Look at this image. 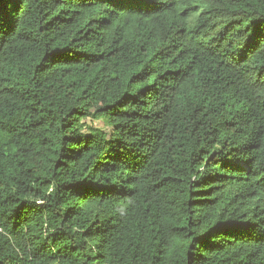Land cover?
I'll return each instance as SVG.
<instances>
[{"label": "trees", "instance_id": "16d2710c", "mask_svg": "<svg viewBox=\"0 0 264 264\" xmlns=\"http://www.w3.org/2000/svg\"><path fill=\"white\" fill-rule=\"evenodd\" d=\"M0 264H264V0H0Z\"/></svg>", "mask_w": 264, "mask_h": 264}, {"label": "rangeland", "instance_id": "374dc122", "mask_svg": "<svg viewBox=\"0 0 264 264\" xmlns=\"http://www.w3.org/2000/svg\"><path fill=\"white\" fill-rule=\"evenodd\" d=\"M84 124L92 126V127H101L105 129L106 131H109V127L106 124H104L101 120L89 118V119L84 120Z\"/></svg>", "mask_w": 264, "mask_h": 264}]
</instances>
